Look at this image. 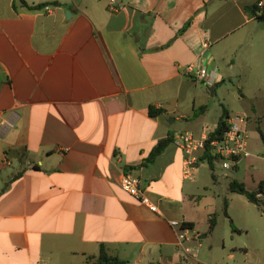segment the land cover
I'll return each instance as SVG.
<instances>
[{"label": "crops", "instance_id": "obj_1", "mask_svg": "<svg viewBox=\"0 0 264 264\" xmlns=\"http://www.w3.org/2000/svg\"><path fill=\"white\" fill-rule=\"evenodd\" d=\"M233 89L264 93V0H0V264H89L101 245L128 264H192L169 223L198 232L206 163L185 179L173 138L214 132ZM128 172L158 213L121 189Z\"/></svg>", "mask_w": 264, "mask_h": 264}, {"label": "rangeland", "instance_id": "obj_2", "mask_svg": "<svg viewBox=\"0 0 264 264\" xmlns=\"http://www.w3.org/2000/svg\"><path fill=\"white\" fill-rule=\"evenodd\" d=\"M224 96L221 105L230 111V116L241 113L250 118L245 130L251 157L240 161L237 170H223L218 164L212 172L207 164L199 167L193 189L194 195L201 197L197 219V231L201 235L199 245L192 246L196 259H189L192 264H264V193L257 196L260 203L255 205L228 189L229 182L235 180L245 183L251 192H257L262 183L264 192V142L258 133L261 130L264 136V93L242 97L233 89ZM253 107L258 111L256 114ZM211 173L217 181H213ZM259 180L262 181L257 184ZM225 201L228 218L224 216ZM212 215L215 224L209 232ZM177 264L185 262L181 259Z\"/></svg>", "mask_w": 264, "mask_h": 264}, {"label": "built area", "instance_id": "obj_3", "mask_svg": "<svg viewBox=\"0 0 264 264\" xmlns=\"http://www.w3.org/2000/svg\"><path fill=\"white\" fill-rule=\"evenodd\" d=\"M110 1L111 3L115 2V0ZM262 7L263 4L259 2L257 4V9L259 10ZM51 9L52 7L49 5L44 7L46 12L51 11ZM120 9H122V5L117 4L111 10L114 12ZM182 72L184 75L193 76L206 87H211L215 84L216 71L209 72L205 67L198 64L187 65ZM247 120L248 117L245 114L236 113L231 115L227 120V129L220 137L214 140H209L208 135L196 137L191 132H182L175 135L173 138L174 145L180 148L185 154L183 162L184 178L189 179L192 177V172L199 162L206 163V161H201L200 157L203 155L207 146L210 148L211 155L214 157V165H220L223 170H230L234 168L240 160L249 158L251 154L247 147V135L245 130ZM198 152L201 153L200 157L197 156ZM119 185L121 189L130 195L137 203L143 205L153 213H158L156 205L144 191L140 178L128 172L122 175ZM169 224L176 229L178 249L185 255L192 256L193 253L191 248L184 245L193 242L199 245L200 234L192 228L183 227V224L176 221H171Z\"/></svg>", "mask_w": 264, "mask_h": 264}, {"label": "trees", "instance_id": "obj_4", "mask_svg": "<svg viewBox=\"0 0 264 264\" xmlns=\"http://www.w3.org/2000/svg\"><path fill=\"white\" fill-rule=\"evenodd\" d=\"M39 7L41 8L42 6H39ZM186 26L183 28L182 32L186 29ZM201 110H205V108H203ZM149 114L151 116H156L157 112L154 111L153 109H150ZM228 118H229L228 115L226 113H224L223 116L221 117V119L219 120V123L217 125L216 130L214 132H211L208 134L209 140L217 139L218 137H220L223 134V132L227 129ZM258 133L264 142V137H263L261 130H258ZM171 142H172V137H168L166 139L158 141L150 150V153H149L147 159L145 160V163L151 164L156 159V157L159 156ZM200 160L206 161L210 171L211 172L213 171V169H214V157L211 155V150L208 146L206 147L205 151L203 152V155L200 157ZM211 177L214 181L215 175L213 173H211ZM261 184L262 183L259 184L260 186H259V189L257 192H251V191L246 189V187L243 183H240L238 181L233 180V181L229 182L228 189H229L230 193L242 195L248 200V202L255 204V205H259L260 200L257 199V196L259 194L264 193L262 190ZM227 206H228V202L225 201L224 202V216L226 218H228L227 212H226ZM209 221H210L209 232H211V230L215 224L214 215L211 216V219ZM229 223H230V226L232 227V229L234 230V227H233L231 220H229ZM193 226H194L193 224H189V225L183 224V227H193ZM89 264H128V263L124 260H121L117 256L110 255L108 253L107 249L105 248V246L101 245L99 248V252H98L97 257L94 258V260Z\"/></svg>", "mask_w": 264, "mask_h": 264}, {"label": "water", "instance_id": "obj_5", "mask_svg": "<svg viewBox=\"0 0 264 264\" xmlns=\"http://www.w3.org/2000/svg\"><path fill=\"white\" fill-rule=\"evenodd\" d=\"M212 90V88H209V91H211Z\"/></svg>", "mask_w": 264, "mask_h": 264}]
</instances>
